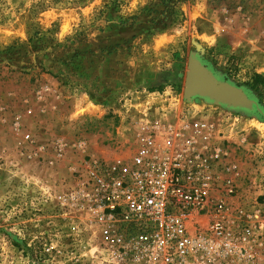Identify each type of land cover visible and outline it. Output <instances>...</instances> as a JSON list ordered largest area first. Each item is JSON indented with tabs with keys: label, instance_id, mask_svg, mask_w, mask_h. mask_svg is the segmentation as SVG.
Wrapping results in <instances>:
<instances>
[{
	"label": "rangeland",
	"instance_id": "374dc122",
	"mask_svg": "<svg viewBox=\"0 0 264 264\" xmlns=\"http://www.w3.org/2000/svg\"><path fill=\"white\" fill-rule=\"evenodd\" d=\"M190 56L252 108L186 99ZM188 110L220 132L229 228H251L214 264H264V0H0V264H123L66 192L93 160L129 157L142 125Z\"/></svg>",
	"mask_w": 264,
	"mask_h": 264
},
{
	"label": "built area",
	"instance_id": "2783aa9c",
	"mask_svg": "<svg viewBox=\"0 0 264 264\" xmlns=\"http://www.w3.org/2000/svg\"><path fill=\"white\" fill-rule=\"evenodd\" d=\"M214 110L218 115L224 114ZM183 111L177 121L142 125L127 158L95 159L81 169V181L66 192L67 206L92 216L109 259L123 264H214L242 254L251 228L231 230L219 190L225 156L205 113ZM212 214L205 228L195 226ZM88 217V216H87ZM243 227V226H238Z\"/></svg>",
	"mask_w": 264,
	"mask_h": 264
},
{
	"label": "water",
	"instance_id": "95a60500",
	"mask_svg": "<svg viewBox=\"0 0 264 264\" xmlns=\"http://www.w3.org/2000/svg\"><path fill=\"white\" fill-rule=\"evenodd\" d=\"M201 72H196L197 69ZM211 73L214 74L213 70L207 66L201 59L196 56H190L187 63V70L185 73L183 96L190 100L188 97L195 94L199 97L201 93H207L212 95L216 99L222 102L228 103L234 106L250 107L255 104L254 99L250 100L247 95H243L244 88L229 80L220 78L215 80ZM216 74V73H215ZM198 83L196 89H189L190 83Z\"/></svg>",
	"mask_w": 264,
	"mask_h": 264
},
{
	"label": "bare ground",
	"instance_id": "6f19581e",
	"mask_svg": "<svg viewBox=\"0 0 264 264\" xmlns=\"http://www.w3.org/2000/svg\"><path fill=\"white\" fill-rule=\"evenodd\" d=\"M197 69V68H196ZM196 72H199V73H201L198 69H197V71ZM211 76L215 79V80H219L221 77H219L217 74H212L211 73ZM197 84L198 83H190V85H189V89H193V90H195L196 88V86H197ZM244 93L245 94H243V95H247V97L250 99V100H253L251 97H250V95L248 94V92L246 91V90H244ZM195 96H197V95H195V94H192L191 93V95L188 97L191 101H193V100H195V99H197V98H202V99H204L205 98V100H204V103L205 104H209V103H211V104H213V103H219V104H222V105H225V106H227V107H230L231 109H238V110H249L248 108L249 107H244V106H234V105H230V104H228V103H225V102H222V101H220L219 99H216L215 97H213L212 95H209V94H207V93H201V95H199V97H195ZM250 108H252V107H250Z\"/></svg>",
	"mask_w": 264,
	"mask_h": 264
},
{
	"label": "trees",
	"instance_id": "16d2710c",
	"mask_svg": "<svg viewBox=\"0 0 264 264\" xmlns=\"http://www.w3.org/2000/svg\"><path fill=\"white\" fill-rule=\"evenodd\" d=\"M260 79V76L258 74H255V82L251 83V88L258 90V80Z\"/></svg>",
	"mask_w": 264,
	"mask_h": 264
}]
</instances>
